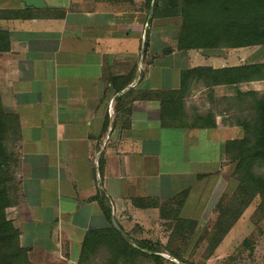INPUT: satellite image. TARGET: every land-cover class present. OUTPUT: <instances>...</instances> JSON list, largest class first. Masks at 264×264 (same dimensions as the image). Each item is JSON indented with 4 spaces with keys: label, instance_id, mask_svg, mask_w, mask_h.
Masks as SVG:
<instances>
[{
    "label": "crops",
    "instance_id": "crops-1",
    "mask_svg": "<svg viewBox=\"0 0 264 264\" xmlns=\"http://www.w3.org/2000/svg\"><path fill=\"white\" fill-rule=\"evenodd\" d=\"M166 1L0 0L10 38L0 101L19 126L9 214L31 264H76L108 212L147 236L179 195L185 205L207 188L228 193L225 143L242 138L237 117L247 93L264 92V70L228 84L209 76L264 64V45L195 37L216 46L185 49L182 18L217 13L220 0Z\"/></svg>",
    "mask_w": 264,
    "mask_h": 264
},
{
    "label": "trees",
    "instance_id": "trees-1",
    "mask_svg": "<svg viewBox=\"0 0 264 264\" xmlns=\"http://www.w3.org/2000/svg\"><path fill=\"white\" fill-rule=\"evenodd\" d=\"M195 1V0H189ZM174 0H167L164 4L165 9L169 7ZM156 10V3L153 4ZM9 13V11H8ZM11 13V12H10ZM9 16L7 11L0 9V19ZM182 31L180 39L186 38L187 44H181L185 49L211 46L216 44L208 42L207 44L195 43L193 38L201 39L219 38L230 41L236 37L242 40L238 45L247 44H263L264 45V0H220V11L212 14L188 15L182 18ZM191 38V39H190ZM10 38L8 32L0 29V53L9 50ZM242 69L241 74L237 78L235 76H220V71L213 70L209 78L212 85L236 81H247L256 75L251 74L254 70H264V64L254 65L252 67L238 68ZM227 69L226 71H228ZM225 71V70H223ZM222 71V72H223ZM190 73V72H189ZM183 74L182 84L184 80L191 74ZM224 77V78H223ZM231 77V78H230ZM264 79V74L259 75ZM183 95V93H182ZM181 95V98H182ZM249 103L243 109V114L237 117L236 125L243 132L241 139L228 140L225 143L226 161L237 162L234 168L233 179L236 181L234 192L230 195V201L223 204V198L227 195L219 197L218 205L223 208L219 213L220 230L214 239V246H217L222 238L229 232L232 226L237 222L243 214L245 208L251 204L255 197L259 198L258 210L264 211V178L255 174L252 167L255 161L264 163V92H249ZM174 99H170L164 103L161 99V108L170 104ZM211 116L203 118L202 125L213 126L210 122ZM19 138V126L17 117L13 114L3 111L0 101V264H31L27 258V249L21 247L19 243V231L13 225L11 219L7 217L6 208L11 206V199L8 193V176H6V148L5 142L16 141ZM179 195L173 201V207L169 208L171 213L170 219L173 222L172 235H180L186 233L183 230L184 225L193 227L196 222L193 220L182 219L179 215L181 203H177ZM103 199L104 196L101 195ZM100 199V198H99ZM102 199L100 204L102 206ZM105 199V198H104ZM179 201V200H178ZM139 206L145 207L147 204L138 201ZM148 206V205H147ZM105 212V211H104ZM166 212L165 208H161V213ZM109 227L87 231L82 240L77 264H85L98 250L105 248L107 250V258L104 264H119L120 261H130L144 256L152 260L153 264H162L163 258L155 253L162 252V243L155 244L147 239H143L131 246L125 239L124 230L116 222L117 228L111 224L110 212L106 213ZM163 248V250H164ZM172 257L177 260L181 256L177 252H171ZM172 264V263H170Z\"/></svg>",
    "mask_w": 264,
    "mask_h": 264
},
{
    "label": "rangeland",
    "instance_id": "rangeland-1",
    "mask_svg": "<svg viewBox=\"0 0 264 264\" xmlns=\"http://www.w3.org/2000/svg\"><path fill=\"white\" fill-rule=\"evenodd\" d=\"M13 142L4 143L6 148V176L9 177L7 186L11 202V194L14 193V178L17 175L12 153ZM236 163L234 161H226L227 168L222 173V178L225 181L229 180L230 184L232 183L230 187H227L228 193L221 195L215 193L214 198L212 197L211 199L209 195L211 188H207L204 195L202 194L199 198L192 199V201L190 199L185 205H183L185 196H180L175 201V207H177V203L181 202V206H184L180 212V217L196 222L193 227L187 224L184 225L183 230L186 233L172 235L173 222L170 219L171 213H164L154 220L153 225L148 230L149 234L151 232L150 235H130L123 231L125 239L131 246H136V243L143 239H148L155 244H166L165 248L161 246L162 252L155 253L163 258L162 264H264V211L261 208L257 209L259 205L258 197H255L251 204L245 208L243 214L220 243L213 247L214 239L217 237L221 225L219 213L223 209L218 205L216 210L217 200L219 197L227 195L228 197L222 200L223 204L230 201V195L234 192L236 186V181L233 179ZM252 171L264 178V163L255 161ZM5 211L7 217L11 219L9 207ZM173 251L181 256L180 260L172 257L171 252ZM107 255V250L102 248L90 257L85 264H104ZM119 264H153V262L147 257L140 256L131 260V262L120 261Z\"/></svg>",
    "mask_w": 264,
    "mask_h": 264
},
{
    "label": "water",
    "instance_id": "water-1",
    "mask_svg": "<svg viewBox=\"0 0 264 264\" xmlns=\"http://www.w3.org/2000/svg\"><path fill=\"white\" fill-rule=\"evenodd\" d=\"M151 13H152V9H151V11H150V14H151ZM111 222H112V225H113L115 228H117V224H116L115 219H114L113 216L111 217ZM157 255H159V254H157Z\"/></svg>",
    "mask_w": 264,
    "mask_h": 264
}]
</instances>
